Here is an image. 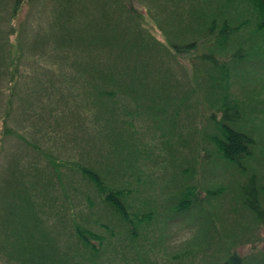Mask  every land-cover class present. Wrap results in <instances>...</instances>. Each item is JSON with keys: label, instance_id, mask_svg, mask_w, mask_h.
Instances as JSON below:
<instances>
[{"label": "rangeland", "instance_id": "1", "mask_svg": "<svg viewBox=\"0 0 264 264\" xmlns=\"http://www.w3.org/2000/svg\"><path fill=\"white\" fill-rule=\"evenodd\" d=\"M14 1L0 0V119L12 109L10 126L36 142L37 180L30 184L46 188L50 207L45 225L25 231L7 225L0 264H37L46 256L66 264L69 259L72 264H228L232 255L238 264H264V25L257 26L264 3L22 0L14 17ZM218 11L235 31L221 50L213 48L215 35L206 32ZM96 29L113 45L97 51L103 43L89 54L78 41L93 44L87 38L93 39ZM74 48L70 64L66 57ZM104 51L99 75L83 79L91 53L96 63ZM17 64L19 97L7 105L9 71ZM112 80L116 88L109 86ZM222 100L236 105L243 114L236 127L253 137L254 154L243 163L244 174L215 141ZM224 123L231 124L223 116ZM12 140L0 193L22 155L23 142ZM94 176L104 189L116 183L115 189L129 194L122 201L131 225H141L139 245L147 250L135 255L138 242H133L132 251L123 252L129 229L118 228L121 243L112 229L101 227L122 220L111 201L92 199L91 190L98 189ZM251 176L256 202L243 197V189L253 188L246 180ZM75 226L98 235V242L87 239L100 255L87 261L94 250L83 247L87 233ZM24 232V244L15 245ZM9 253L12 263L6 261Z\"/></svg>", "mask_w": 264, "mask_h": 264}, {"label": "trees", "instance_id": "2", "mask_svg": "<svg viewBox=\"0 0 264 264\" xmlns=\"http://www.w3.org/2000/svg\"><path fill=\"white\" fill-rule=\"evenodd\" d=\"M108 2L110 0H107ZM258 1V0H257ZM257 1H253V4ZM262 3H264V0H260ZM15 2V1H14ZM17 2H22V0H16L15 4H13L12 9H13V14L14 17L16 13L19 11V8L17 9ZM25 2V1H24ZM21 5V4H20ZM118 12L116 9L111 11V13ZM262 15L263 20H257V26L264 25V10L260 11ZM223 12L218 11V13L214 17H210V20L208 22V27H207V34H210L211 36L215 35V46L213 47L214 49L221 50L223 46L227 44V41H229V37L231 34L235 31L230 27V24L226 19L223 20ZM27 29L23 30L22 36L25 33ZM99 29H96L94 31V38H87L94 40L93 44H89L87 41H84L82 38L78 41L79 46L86 48L85 50H89V54L92 51V49H97L104 43V46L102 45L103 49H97L98 50H104L106 49V46L109 45L110 48L112 47L113 43L107 41L106 35L103 33H99ZM114 33V28L112 26V32L111 34ZM97 34L98 37L97 38ZM21 36V39H22ZM0 38L3 39V33H0ZM97 42L95 43V41ZM22 43V40L20 41ZM83 42H85V45H83ZM19 43V41H18ZM78 49L74 48V50L71 52V54H68L66 57V61L71 64V57L74 59L75 57V51ZM17 57L15 58V61L20 62L21 55L20 53L16 54ZM107 56V55H106ZM103 58V59H102ZM90 64L88 69L86 70L85 68L83 69L82 73V78H87L88 81H94L95 78L99 75L101 72L102 65L106 59L105 57V51H104V57H101L96 61V63H93L92 60H94V54L93 52L91 53L90 58ZM114 57L112 56L109 60L111 62H114ZM73 63V62H72ZM101 63V65H99ZM119 67L118 65H116ZM120 68V67H119ZM2 67H0V83H3V80L1 79L2 77ZM122 74V69L120 68V75ZM21 72L19 71L18 64L13 67L11 71H9V78L10 80V85L9 89L10 94L7 95V105L15 104V102L18 100V97L16 94V90H18V82L14 81V79L18 80L20 77ZM50 75V74H49ZM118 75L117 77H119ZM71 77L75 76V74H71ZM103 76V73H102ZM54 75L52 74V78ZM63 77V74H62ZM60 78V76H59ZM60 80V79H59ZM110 80V79H109ZM116 81L112 80L109 82V86L116 88L117 86L115 85ZM1 85V84H0ZM138 92H135L136 94ZM1 94H0V109L2 106V99H1ZM61 100H57V104L60 103ZM221 107L219 110H216V112L221 113V122H218L216 119L214 120L217 129H218V134L220 136L219 139H216V143L219 147L220 153L225 157L227 160L231 161L232 163H237L239 167H241V173L244 174V169L243 163L247 162L249 159L253 158L254 150L251 148L254 145L253 142V137L248 133L246 134L245 132L241 131L236 127V124L239 122V120L243 119V114L239 112L238 108L236 107L235 104L230 105L229 102L226 100H222L221 102ZM12 106V108H13ZM125 108V107H123ZM69 110V108H67ZM68 113V112H66ZM65 113V114H66ZM12 109L9 111H6V113L2 116L0 121H2V130H0V174L2 170V165L5 159V154L7 152V148L11 149L9 146V142L13 143L12 137L17 139L18 141L23 142L22 144V155L21 159L19 162L18 168L15 170V174L13 177H10V181L5 189L4 192L0 193V235H3V237H0L3 239V243L5 241V235H6V229L7 225H20L21 229L29 227V225H39V223H42V225H45V221L43 220L44 216L47 217V209L50 207V200L46 195L44 194L43 191L46 190V188H43V185L41 186L39 182L37 183V187L34 188L33 185H31V181L37 180V144L35 141H32L33 138L31 137L30 139H23L24 135H21L18 133V131L14 130L8 123L11 119L12 115ZM70 114V113H69ZM67 115V114H66ZM73 115H70L69 119L72 118ZM224 116L225 122H229L231 124L224 123L222 124V117ZM117 117V116H116ZM15 123L18 124V121ZM71 123H73L71 121ZM10 127H9V126ZM59 130H62L64 127L57 125ZM72 126V125H71ZM71 127H68V130L70 131ZM71 132V131H70ZM16 142H14L15 146ZM13 146V147H14ZM3 160V161H2ZM79 166V165H78ZM95 182V185L97 186L98 189L97 191L91 190L92 199L98 200L101 197H104L107 201H111L113 203V208L114 210L121 216L122 220L124 223L127 225H101L102 228L110 230V233H114V237L119 235L120 239H118L119 242L122 243V234L118 232V228H123L127 227L129 230L127 232L129 233V237L127 238L129 241H134L137 240L139 241L140 234L142 233V228L140 230L141 225H131V221L129 218V212L127 209L121 204L117 203V198L120 196H123L124 193L120 191H116V195L111 190L104 189L103 185H99V180L97 179L96 176L93 177L92 179ZM246 180H249L248 183L253 185L252 190L250 192L246 189H243L244 192V199L248 198L249 196L251 199H253L254 202L257 201V191L254 188V182H256V179L254 176H251L250 178H247ZM114 186V185H111ZM249 189V188H248ZM44 201L42 204H39L38 201ZM48 201V202H47ZM253 202V203H254ZM252 207H255V204L252 205ZM3 213V215H2ZM75 228H79L82 230L83 233H87L86 239L81 240L84 244L83 247L86 246H92L87 239V237H90L91 240L99 241V237L97 234L93 233L92 231H89L85 228H81L79 226H75ZM13 231H18V230H13ZM24 233L17 234L18 238H15L14 243L16 245L17 241H21L24 237ZM24 240V239H23ZM144 241V240H143ZM22 242V241H21ZM146 242V241H145ZM24 244V242H22ZM147 244V243H146ZM14 245V248L17 249V247ZM101 245V244H100ZM149 246L147 247H142L141 245L135 247V255L137 252H144L145 250L148 249ZM102 248V247H101ZM133 245L130 243L124 244L123 247V252L126 251H132ZM14 249V251H15ZM92 249L94 250V255L92 258H87V261L90 259H93L94 257H97L100 255L98 253L99 247L96 245V247L92 246ZM105 250V247L103 248ZM5 253V251H4ZM1 256H3L1 254ZM48 257L46 256V259ZM41 260L40 258H37V264H66V262H63L64 259L62 258H55L50 262L48 260ZM9 260V263H12L13 257L10 256L9 253V258L6 259V261ZM135 262H143L142 260H139L137 256H134ZM240 262V259L238 256L232 255L228 259V264H238ZM91 264L92 261L90 262ZM68 264H72V262L68 261ZM85 264V263H84Z\"/></svg>", "mask_w": 264, "mask_h": 264}]
</instances>
